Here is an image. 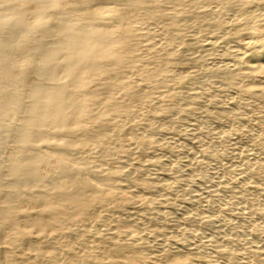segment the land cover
Listing matches in <instances>:
<instances>
[{
  "label": "rangeland",
  "instance_id": "374dc122",
  "mask_svg": "<svg viewBox=\"0 0 264 264\" xmlns=\"http://www.w3.org/2000/svg\"><path fill=\"white\" fill-rule=\"evenodd\" d=\"M81 3L88 7L58 10L80 14L77 23L106 25L109 17L102 20L95 12L136 10L129 31L114 27L128 44L133 41L118 75L110 71L90 82L99 97L90 108L93 118L85 122L89 146L76 153L84 164L72 171L97 186L108 182L113 196L95 203L91 216L66 219L52 233L8 244L9 264H186L189 257L192 264H264V58H255L264 50V0H150L141 9H129L130 0ZM48 35V43L56 41L55 34ZM145 36L157 48L154 63L169 76L153 81L147 116L124 129L127 143L117 145L119 157L109 162L112 126L98 118L99 111L125 86L124 75L136 70L140 57L131 53H147ZM37 78L22 83V92ZM110 79L117 80L111 93L104 89ZM9 113L15 116L9 114L0 129L1 172L16 156L13 127L20 117ZM48 150L39 172L55 176L59 154ZM20 208L41 216L32 211L38 207ZM123 249L124 256H115Z\"/></svg>",
  "mask_w": 264,
  "mask_h": 264
},
{
  "label": "bare ground",
  "instance_id": "6f19581e",
  "mask_svg": "<svg viewBox=\"0 0 264 264\" xmlns=\"http://www.w3.org/2000/svg\"><path fill=\"white\" fill-rule=\"evenodd\" d=\"M81 1L11 0L18 11L7 15L3 5L8 0H0V9L4 10L0 12V129L10 109L20 117V121L12 126L17 138L13 143L16 156L10 159L12 162L5 170L0 171V264L12 261L7 250L8 244L29 240L34 233H52L74 214L84 218L95 203L113 193L108 182L97 186L78 179V176L72 175V171L74 167L76 169V166L84 164L77 160L76 153L90 141L91 133L89 135V128H85V122L93 118V109L90 108L99 97L97 89L91 90L93 87L90 82L110 71L116 74L115 71L125 62L133 41L128 44L123 34H118L114 27L124 25L129 31L136 18V10L94 13L102 20L103 17H109V25L104 22L77 23L82 18L80 14L58 10L88 7ZM130 2L129 9H134L143 7L150 0ZM48 34H55L56 41L48 43ZM255 58L256 61L264 58V50L256 53ZM33 76L38 77L39 81L35 85L31 83L33 86L30 90L22 92L20 85L31 80L34 82L36 78L30 80ZM115 81L110 79L104 84L106 92L111 93L117 88ZM113 106L114 101L109 99L104 103V109L100 107L105 110ZM99 112H102L101 109ZM78 131L82 132L81 136L76 135ZM49 148L58 152L59 165L55 176L45 177L39 172V167L48 162ZM8 181H11L9 185ZM21 203L49 209L41 211V216L34 218L31 216L33 214L20 208ZM55 205H63V213L54 211ZM52 213L54 216H49ZM125 253L124 249L117 250L115 256L122 257ZM114 262L121 263L119 260Z\"/></svg>",
  "mask_w": 264,
  "mask_h": 264
},
{
  "label": "clouds",
  "instance_id": "9594fccd",
  "mask_svg": "<svg viewBox=\"0 0 264 264\" xmlns=\"http://www.w3.org/2000/svg\"><path fill=\"white\" fill-rule=\"evenodd\" d=\"M3 7L5 8L7 15H13L18 11V9L12 4L11 0H8ZM142 39L144 44L147 46V53L142 54L139 51H133L132 55L134 57H140L135 64L136 70L124 75L121 80V84L125 86L117 91L112 97L114 106L103 110L98 117L101 120L107 121V123L112 126L111 130L107 133V138L110 143L114 142L111 147L113 155L109 157V162H116L119 157L121 148H118L117 145L127 143V141L123 138L124 129L130 125L138 124L139 121L144 120L147 116L150 101L153 95V81H162L167 79L169 76L166 67L160 66L153 61L157 48L153 47L151 42L145 43V41H150L147 36L142 37ZM149 48H151L150 52L148 51ZM141 61H148L146 64L149 65V67H145L146 64H142ZM149 77H151V79ZM145 89L148 90L146 91ZM105 103H107V101H105ZM256 139L259 140L260 138L257 137ZM108 171L111 175H113L112 169ZM120 174L122 175L123 173L121 172ZM109 195L112 194L109 193ZM48 209L49 208L47 207H38L32 208V211L40 212ZM104 209L105 203L98 210L103 212ZM53 210L58 213H63V205H55ZM78 219L79 216L76 214L67 218L69 222L70 220ZM192 260L193 258L189 257L186 264H191ZM171 264H175V261H172Z\"/></svg>",
  "mask_w": 264,
  "mask_h": 264
}]
</instances>
